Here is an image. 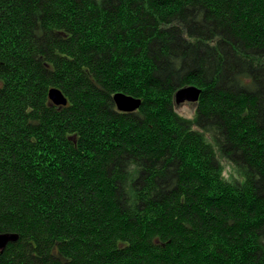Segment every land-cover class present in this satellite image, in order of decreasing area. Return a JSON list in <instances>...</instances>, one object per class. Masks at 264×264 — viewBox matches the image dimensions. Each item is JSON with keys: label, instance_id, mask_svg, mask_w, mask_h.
<instances>
[{"label": "trees", "instance_id": "obj_1", "mask_svg": "<svg viewBox=\"0 0 264 264\" xmlns=\"http://www.w3.org/2000/svg\"><path fill=\"white\" fill-rule=\"evenodd\" d=\"M0 235V264H264V0H0Z\"/></svg>", "mask_w": 264, "mask_h": 264}, {"label": "water", "instance_id": "obj_2", "mask_svg": "<svg viewBox=\"0 0 264 264\" xmlns=\"http://www.w3.org/2000/svg\"><path fill=\"white\" fill-rule=\"evenodd\" d=\"M48 100L51 102V104H54L55 106H65L66 101L63 96V94L55 88H50L47 91ZM201 93V89L199 90L196 87L189 88H183L178 90L174 94L175 104L179 105L180 103L188 102V103H196L199 100V96ZM112 100L114 101L115 107L119 112H133L134 109H136L139 106L140 101L136 99H132L129 97H126L121 94H116L113 96ZM13 237L11 236H3L0 235V248H2L9 240H12Z\"/></svg>", "mask_w": 264, "mask_h": 264}, {"label": "rangeland", "instance_id": "obj_3", "mask_svg": "<svg viewBox=\"0 0 264 264\" xmlns=\"http://www.w3.org/2000/svg\"><path fill=\"white\" fill-rule=\"evenodd\" d=\"M178 109H179L178 112H180V114H182L186 118L192 117L194 112H195L194 104L188 103V102H184V103L180 104ZM223 173H224L225 178L226 177L228 178L230 175L232 178L237 177L235 175V172H233L232 168L227 163L224 164V172Z\"/></svg>", "mask_w": 264, "mask_h": 264}]
</instances>
